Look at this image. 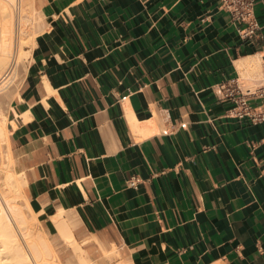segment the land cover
Instances as JSON below:
<instances>
[{
    "label": "crops",
    "instance_id": "0c3cea01",
    "mask_svg": "<svg viewBox=\"0 0 264 264\" xmlns=\"http://www.w3.org/2000/svg\"><path fill=\"white\" fill-rule=\"evenodd\" d=\"M36 4L9 142L37 210L111 232L126 264H264V122L215 87L259 84L238 65L264 72V0L246 39L218 0Z\"/></svg>",
    "mask_w": 264,
    "mask_h": 264
},
{
    "label": "bare ground",
    "instance_id": "6f19581e",
    "mask_svg": "<svg viewBox=\"0 0 264 264\" xmlns=\"http://www.w3.org/2000/svg\"><path fill=\"white\" fill-rule=\"evenodd\" d=\"M16 2L21 4V0H0V85L2 84L3 87H7L13 82L14 61H21L28 52L27 50L25 52L23 48L25 43L28 45V40L25 41L26 38L31 35L34 39V36L39 34L46 25L42 14L37 13L33 8L31 10L28 8L29 4L32 7V0H26L24 2L28 6L26 4L27 7H24L23 2L19 12L17 11L15 14L18 30L15 29L18 31V37H16L17 33L13 37L15 30L12 31V25L15 22L13 10L10 7ZM10 57L12 58L11 62ZM238 68L243 74H245L243 71L260 74V56L249 58L245 64L240 63ZM1 113L3 112L1 111ZM3 115L0 114V144L1 142L9 144V124H14V122H9ZM13 162V158L10 156L8 163ZM9 164L1 165L0 162V264H61L46 233L41 230H31V223L37 224L38 217L28 200L24 199L25 203L22 206L18 204L17 200L24 198L21 185L25 184ZM51 221L58 228L60 238L68 243L67 245L72 246L79 264H97L93 263L94 260L92 262V256L84 252L78 242L76 228L81 223V219L77 215L59 209L52 215ZM84 242L85 244L88 243L87 241ZM97 242L102 260L101 264H109L114 257L119 256L115 246L109 250L99 240ZM91 244L93 243L91 242ZM87 245L91 246L89 243ZM118 264L126 263L119 262Z\"/></svg>",
    "mask_w": 264,
    "mask_h": 264
},
{
    "label": "rangeland",
    "instance_id": "374dc122",
    "mask_svg": "<svg viewBox=\"0 0 264 264\" xmlns=\"http://www.w3.org/2000/svg\"><path fill=\"white\" fill-rule=\"evenodd\" d=\"M24 1L26 2V0H21V4ZM25 2L23 3L25 6L24 5L23 6L27 7L28 4ZM21 4L16 2L13 5H11V7H10V9L12 8V10H13V11L12 10L11 11L14 14L13 15L14 16V19H13L14 22H15V14L20 9ZM26 4H27V6H26ZM23 6H22V8H24ZM28 8H30V10H31L32 7L30 4H29ZM34 8L36 9V12L39 13V8L36 4V0H34ZM27 10L29 11V9H27ZM16 22L12 25V28H13L12 31L14 32V30H15V32L13 33L14 35L12 34L13 37L15 36L16 33H17L16 37H18V31H17L18 27H16L18 25ZM43 31H44V29L39 34L34 36V39H33V36H31V35L26 38L25 41L28 40L27 41L28 45L25 43V45H23V48H24L25 52H26V50L28 52H27L26 56L23 59H21V61H14L15 64H14L13 82L11 84H9L7 87L4 86L5 88L3 87L2 84L0 85V89H1V86L3 89V90L1 89L2 91L0 90L1 91L0 92V114L1 115L4 114L3 116H5L9 122H10V117H11V102H12L13 98L16 96V94L19 92V89L22 86L24 75H25V72L27 69V64H28L29 60L31 59L32 50L36 45L37 38L43 33ZM31 40H32V42H31ZM11 57H10V62L12 59ZM263 75H264V72H263V69H261L260 74L256 77L255 76L254 77L258 78V79H262ZM0 80H1V78H0ZM1 111L3 113H1ZM10 156L13 158L14 162L9 164L8 160H9ZM0 162H1V165H8L9 164V166L14 170V172H16L21 177V180L24 181V182L23 181L22 182L25 185H21V192L23 191L22 195H24L23 196L24 198H21V199L19 198V200H17V201H18V204H21V206H22V205H24L25 200L26 201L28 200L33 211L35 212V214L38 217L37 224L31 223V230H35V231L41 230L42 232L46 233V235L48 236V238L51 241L53 249L57 253L59 260L61 261V264H79L78 259L75 256L73 249L71 248L72 246L67 245L68 243H65L60 238L58 228L51 221V217H50L51 213H48V214L42 213V212L39 213L37 208L34 206L33 199L28 192L27 176L25 175V173L20 172L18 157L16 155V152H15V149H14V146H13L11 140H10L9 144H7L5 142H1V144H0ZM88 230L89 229L87 228L86 224L83 222H81L76 228V231L78 234V242L80 243V245L84 249V252L89 253L92 256V258H93L92 262L94 260L93 263H97V264L102 263V260L100 259L99 248H98L99 246L97 244L98 243L97 241L99 240L97 238V236L103 237L111 245L115 246L118 250L119 256L114 257L113 260L109 264H118L119 262H121V263L122 262H124V263L128 262L126 253L123 250L121 244L119 243V240L117 239V237L114 234H112L111 232H104L103 230H91L93 233H95L97 235L96 236L93 233L89 232ZM84 241H87L91 246H88L87 245L88 243L85 244ZM91 242L93 244H91Z\"/></svg>",
    "mask_w": 264,
    "mask_h": 264
},
{
    "label": "built area",
    "instance_id": "2783aa9c",
    "mask_svg": "<svg viewBox=\"0 0 264 264\" xmlns=\"http://www.w3.org/2000/svg\"><path fill=\"white\" fill-rule=\"evenodd\" d=\"M221 8L230 14L232 21L237 26L242 38H253L260 25L255 16V6L259 0H218ZM244 26V27H243ZM217 91L223 98L232 99L233 107L230 111L231 116L238 119L248 118L254 124L264 122V75L257 87L243 92L237 80L225 88L216 85ZM127 97H123L125 100ZM181 129H186L187 124H181ZM164 135L168 131L163 132ZM131 185L136 182L131 181Z\"/></svg>",
    "mask_w": 264,
    "mask_h": 264
}]
</instances>
